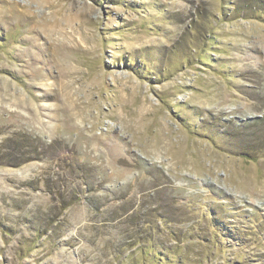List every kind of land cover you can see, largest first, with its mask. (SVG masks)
<instances>
[{"label":"rangeland","instance_id":"obj_1","mask_svg":"<svg viewBox=\"0 0 264 264\" xmlns=\"http://www.w3.org/2000/svg\"><path fill=\"white\" fill-rule=\"evenodd\" d=\"M0 264H264V0H0Z\"/></svg>","mask_w":264,"mask_h":264}]
</instances>
